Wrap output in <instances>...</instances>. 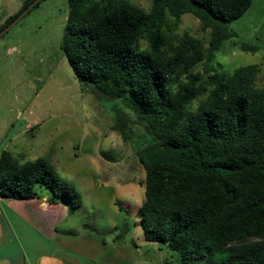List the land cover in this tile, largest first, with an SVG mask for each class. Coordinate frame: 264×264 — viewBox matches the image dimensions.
Listing matches in <instances>:
<instances>
[{"label": "trees", "instance_id": "trees-1", "mask_svg": "<svg viewBox=\"0 0 264 264\" xmlns=\"http://www.w3.org/2000/svg\"><path fill=\"white\" fill-rule=\"evenodd\" d=\"M33 0L0 28L3 29ZM61 48L77 80L97 100L117 101L124 141L141 130L136 152L144 202L136 216L145 239L178 264H264V87L257 64L217 72L215 54L235 36L229 24L251 0H67ZM36 6V5H35ZM188 13L209 30L207 46L178 35ZM147 49L141 50L142 44ZM242 51L257 47L240 44ZM201 64V71L194 68ZM207 95L195 113L185 105ZM42 186L72 207L82 198L46 158L0 153V197L39 199Z\"/></svg>", "mask_w": 264, "mask_h": 264}, {"label": "rangeland", "instance_id": "rangeland-1", "mask_svg": "<svg viewBox=\"0 0 264 264\" xmlns=\"http://www.w3.org/2000/svg\"><path fill=\"white\" fill-rule=\"evenodd\" d=\"M25 1L0 0V28ZM131 2L148 11L152 0ZM67 14V0H41L0 37V153L48 159L82 204L74 208L42 186L39 199L0 197V257L9 264H178L176 254L145 239L136 216L145 200L141 130L124 141L112 130L118 102L97 100L75 77L61 48ZM229 28L235 36L215 54V70L257 64L255 85L264 87V0H251ZM176 33L205 46L210 39L188 13ZM242 43L258 50L242 51Z\"/></svg>", "mask_w": 264, "mask_h": 264}, {"label": "clouds", "instance_id": "clouds-1", "mask_svg": "<svg viewBox=\"0 0 264 264\" xmlns=\"http://www.w3.org/2000/svg\"><path fill=\"white\" fill-rule=\"evenodd\" d=\"M147 49V44L143 43L141 50H145ZM208 99L207 95H200V96H196L195 98L191 99L186 105V109H188L189 111L195 113L197 111V109L199 108L200 104L203 102H206ZM0 264H9V261L7 258L4 257H0Z\"/></svg>", "mask_w": 264, "mask_h": 264}, {"label": "water", "instance_id": "water-1", "mask_svg": "<svg viewBox=\"0 0 264 264\" xmlns=\"http://www.w3.org/2000/svg\"><path fill=\"white\" fill-rule=\"evenodd\" d=\"M41 0H33L22 12H20L6 27L0 31V37L5 34L11 27H13L25 14L28 13Z\"/></svg>", "mask_w": 264, "mask_h": 264}]
</instances>
